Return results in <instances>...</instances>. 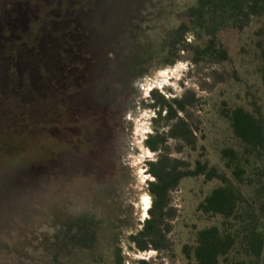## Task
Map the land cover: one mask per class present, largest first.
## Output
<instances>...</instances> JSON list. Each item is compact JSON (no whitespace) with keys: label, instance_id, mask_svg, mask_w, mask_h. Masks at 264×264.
Listing matches in <instances>:
<instances>
[{"label":"rangeland","instance_id":"374dc122","mask_svg":"<svg viewBox=\"0 0 264 264\" xmlns=\"http://www.w3.org/2000/svg\"><path fill=\"white\" fill-rule=\"evenodd\" d=\"M196 1L0 0V264H86L91 255L61 248L55 237L76 216L99 222L104 256L119 247L124 264L141 259L193 264L184 245L194 242L199 229L220 221L197 208L219 184L216 180L188 177L171 193L177 209L168 234L171 249L143 252L129 242L149 217L152 203L148 161L157 153L145 143L156 125V112L149 107L152 91L169 99L193 92L198 102L189 111L199 128L197 150L177 152V142L169 140L172 155L193 164L204 148L210 164L228 174L221 151L239 146L223 110L251 109L256 100L264 112L255 35L264 16L242 31L219 34L229 54L226 61L194 62L185 52L173 64L164 63L170 32ZM187 41L193 37L188 35ZM108 49L119 58L118 65L132 62L139 71L131 87L125 137L129 189L115 204L96 196L76 166L65 170L60 144L53 152L44 147L51 131L59 135L62 74L81 66L79 60L88 54L98 58ZM145 198L150 201L147 209ZM259 264H264V254Z\"/></svg>","mask_w":264,"mask_h":264},{"label":"trees","instance_id":"16d2710c","mask_svg":"<svg viewBox=\"0 0 264 264\" xmlns=\"http://www.w3.org/2000/svg\"><path fill=\"white\" fill-rule=\"evenodd\" d=\"M263 16L264 0H197L185 10L179 25L170 32L163 61L173 64L185 52L192 55L194 62L226 61L229 54L219 34L226 30L242 31L254 19ZM188 35L193 41H187ZM255 35L261 62L259 72L264 84V24ZM197 102L189 90L171 99L152 91L149 107L156 112L153 120L156 125L145 141L148 149L157 153L155 160L148 161L153 180L147 189L152 203L149 217L140 230L130 235L129 242L143 252L171 249L168 234L177 217L171 193L183 179L203 177L205 181L216 180L219 184L197 208L220 221L199 229L194 242L184 245L186 258L193 264H259L264 254V112L256 100L251 102V109L237 106L223 110L239 146L221 151L228 174L210 164L204 148L193 164L172 155L169 140L177 142V152L184 147L197 150L199 128L192 122L189 111ZM97 223L86 216H76L64 225L55 236L56 240L61 248L64 245L91 255L86 264H124L119 247L105 251V256L101 253ZM137 264L156 263L141 259Z\"/></svg>","mask_w":264,"mask_h":264},{"label":"flooded vegetation","instance_id":"af4514ba","mask_svg":"<svg viewBox=\"0 0 264 264\" xmlns=\"http://www.w3.org/2000/svg\"><path fill=\"white\" fill-rule=\"evenodd\" d=\"M112 52L93 59L88 54L79 60L81 66L62 74L59 135L51 131L58 142L47 138L44 147L53 152L60 144L65 170L76 166L96 196L115 204L129 189L125 137L131 87L139 71L132 62L118 65Z\"/></svg>","mask_w":264,"mask_h":264},{"label":"bare ground","instance_id":"6f19581e","mask_svg":"<svg viewBox=\"0 0 264 264\" xmlns=\"http://www.w3.org/2000/svg\"><path fill=\"white\" fill-rule=\"evenodd\" d=\"M145 200H146V198H145ZM144 203H145V202H144ZM149 203H150V201H149V199H147V200H146V206H145L146 209L149 207Z\"/></svg>","mask_w":264,"mask_h":264}]
</instances>
